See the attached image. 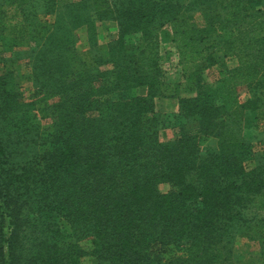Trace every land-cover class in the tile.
<instances>
[{
  "label": "trees",
  "instance_id": "trees-1",
  "mask_svg": "<svg viewBox=\"0 0 264 264\" xmlns=\"http://www.w3.org/2000/svg\"><path fill=\"white\" fill-rule=\"evenodd\" d=\"M99 22L116 28L102 50ZM78 28L90 66L74 74ZM163 41L194 88L178 117L196 120L164 143L147 118ZM0 42L29 59L32 98L0 73V264H233L241 235L264 264V140L242 135L246 112L264 134V0H0ZM45 96L52 131L17 124Z\"/></svg>",
  "mask_w": 264,
  "mask_h": 264
},
{
  "label": "rangeland",
  "instance_id": "rangeland-1",
  "mask_svg": "<svg viewBox=\"0 0 264 264\" xmlns=\"http://www.w3.org/2000/svg\"><path fill=\"white\" fill-rule=\"evenodd\" d=\"M210 15V11L208 9H201L198 12H195L192 16L194 24L201 28V30L205 27V21L207 16ZM51 19V18H50ZM106 24L98 26V32L100 33V28L102 30V34L105 38L112 35L111 31L114 32L116 30L115 24H110L109 26ZM159 32H167L169 35L171 34V30L168 29H158ZM106 33H109L106 34ZM80 34V42L77 44L79 50H83L85 48L84 42L86 41V36ZM97 36V35H96ZM70 38V35L67 37ZM76 39L79 41V34L76 33ZM96 41L98 38L96 37ZM137 38L135 39V43ZM98 44V42H97ZM89 47V46H88ZM159 52H160V61L162 67V87L160 96L154 99V115H148L147 118L149 121H152L158 127V137L159 141L164 143L168 141H172L178 137L180 128L185 126L188 129H192L196 126L195 119H186L183 120L178 117V99L192 96L194 94V88L192 87L191 82L187 81V76L181 66L177 64V57L171 43L161 42L159 44ZM24 50V49H23ZM83 59V55L81 56ZM20 62L17 63V69L22 70V77L26 79V74L28 73V58L20 57ZM75 69L73 70L74 74L82 71L84 69L83 63L73 62ZM226 64L228 68H232L235 65V62L231 59H226ZM197 69H199L197 67ZM18 93L24 98L28 100H32L29 96V86L26 82L22 85H18L16 87ZM142 94L140 91L137 94ZM241 100L244 101L247 97L246 94L241 92ZM56 99H50L49 97L38 98L36 104L32 111L25 112L24 115H21L16 118L17 124L21 127H26L32 130H39L43 134H49L52 131L53 118L55 116V112L53 110V105L56 102ZM245 129L242 131V135L245 138H252L257 136L264 140V134H259V131L252 128L251 124H254V114L250 112L245 113ZM210 145L213 144V140L208 142ZM202 145H205L204 143ZM256 149L258 147L256 146ZM46 151V148H41V152ZM250 166V164H249ZM162 192L168 190L167 186L159 187ZM62 228L67 230L68 227L65 224H61ZM64 244L72 243L71 239H67L63 242ZM81 246L84 250L90 251L91 244L89 242H82ZM258 250L257 246L245 238L244 236H239L234 245V263L233 264H256ZM81 264H98V262L90 256L85 257Z\"/></svg>",
  "mask_w": 264,
  "mask_h": 264
},
{
  "label": "crops",
  "instance_id": "crops-1",
  "mask_svg": "<svg viewBox=\"0 0 264 264\" xmlns=\"http://www.w3.org/2000/svg\"><path fill=\"white\" fill-rule=\"evenodd\" d=\"M7 9V8H6ZM14 13V8H8L7 9V13L10 17V14ZM51 18V19H50ZM33 21H39L43 24H52L54 21V15H37L36 18H31ZM107 25L109 26L110 24H113L111 22H99L96 25V33H97V38H98V48L100 50L104 49L106 44L115 36L116 30L114 32L111 31L112 28H108V30L110 29V33H112V35H110L109 37L105 38L103 36V34L101 33L103 29H99L100 33L98 32V26L99 25ZM105 26V27H107ZM76 33L79 34V41H77L76 39ZM86 36V41H87V33L85 28H78L77 30L71 32L69 41H71L74 44L75 47V53H74V59L73 61H75L76 63H83L84 64V69L86 70L87 68H89L90 66V56H89V47H88V43L84 42L85 48L83 50H79L77 47V44L80 42V34H82ZM109 35V33H106ZM84 36V38H85ZM88 42V41H87ZM16 51L15 49H6L5 46H2L1 42H0V54L3 58L2 62H0V73H5L8 71H11L13 74V78H14V82H15V86L18 85H22L24 82H26L28 84V86L30 85V68L28 65V73L26 74V79L21 78L22 75V70L17 69V63L20 62L21 60L16 59ZM83 55V59L81 58V56ZM75 65V64H74ZM74 65L72 66L73 70L75 69ZM142 94L144 93L143 90H139Z\"/></svg>",
  "mask_w": 264,
  "mask_h": 264
}]
</instances>
